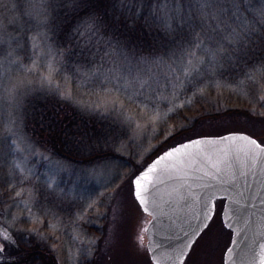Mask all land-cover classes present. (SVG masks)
<instances>
[{
	"label": "rangeland",
	"instance_id": "1",
	"mask_svg": "<svg viewBox=\"0 0 264 264\" xmlns=\"http://www.w3.org/2000/svg\"><path fill=\"white\" fill-rule=\"evenodd\" d=\"M0 1L5 5L4 0ZM221 4L225 19L232 26L240 24L243 27V22L247 23V28L243 27L247 33L245 42L240 46L247 48L258 43L255 38H260L261 34L264 37L263 1L235 0L234 3V0H221ZM188 5L187 15H190L194 9H189ZM34 16L25 15L23 24L4 16L5 26L16 21L18 26L23 27L19 32L14 31L16 35L4 36L7 43L3 50H23V40H17L26 33L25 40L28 42L25 41V48L28 51L24 55H14L16 63L6 62L0 69V174L4 176L0 180V200L6 202L0 204V211L5 212L0 223L7 227L10 237V240L0 239V246L4 248L0 260L2 256L14 254V233L28 230L30 223L37 222L41 228L48 227L39 238L55 242L52 246L51 243H48L49 246L44 244V247H50L54 259L45 261V264H153L145 233L150 217L141 210L132 195L131 180L134 175L165 149L194 137L244 132L258 141H264V112L253 114L249 113L253 112L251 109L243 107L242 112L235 111L225 118L206 120L201 125L198 123L187 138L178 137L171 141V145L166 143L160 148L152 142L160 122L178 108L176 105L188 99L193 103L192 93L180 99L165 93L170 100H174L169 105L171 112L163 104L158 106V112L137 104L123 109L124 103L117 101L120 91L111 87L113 84L106 88L99 86L98 77L102 74L98 70L85 72L83 80L67 76L59 53L50 44L43 29L45 22L42 16ZM232 52V55L235 54V51ZM233 61L234 58L230 57L229 64ZM227 63L222 61L217 73L225 69ZM25 68L28 71H23ZM38 92L56 94L82 108L102 114L116 108L129 113L133 124H127L132 131L119 150L116 149L117 153L136 159L137 164L130 165L132 161L129 160L122 163L120 159L91 165L73 164L39 147L23 132V108L27 99ZM262 104L264 106V99ZM119 115L120 112L115 116ZM13 162L24 168V172L18 175H23L26 182L10 189L7 174ZM15 191H21V196L16 198L17 206L11 208L8 205L12 203ZM24 204L31 211L26 210ZM89 204L94 210L86 207ZM223 207L224 200H218L213 219L195 242L185 264H224V254L233 234L224 226ZM8 212L11 216L7 215Z\"/></svg>",
	"mask_w": 264,
	"mask_h": 264
},
{
	"label": "trees",
	"instance_id": "2",
	"mask_svg": "<svg viewBox=\"0 0 264 264\" xmlns=\"http://www.w3.org/2000/svg\"><path fill=\"white\" fill-rule=\"evenodd\" d=\"M4 1L5 5L0 1V20L4 26V16L23 24L25 15L35 14L34 18H38L39 13L42 14L40 17L45 22L43 29L50 44L59 53L67 76L77 80H83L85 72L91 69L98 70L106 78L113 57L105 53L110 54L115 49L138 58L171 63L175 59L174 53L178 55L183 48L189 47V28L182 21L177 23L179 16L170 20L168 23L171 26L166 27L160 19L163 13L157 11L158 0ZM180 1V12L183 9L181 14L187 19L189 0ZM16 21L5 26L7 37L16 35L14 31L22 30L23 26H18ZM243 27L247 28L246 22H243ZM25 34L17 40H23V50H15L14 55H24L28 51L25 48L28 34ZM255 39L258 43L247 48L236 46L235 54H231L234 58L232 64L226 59L228 67L217 73L216 79L225 86L209 85L202 95L194 96L190 106L172 112L160 122L153 144L160 148L166 143L171 145V141L178 137L185 139L190 136L198 123L201 125L206 120L225 118L231 112H242L243 107L251 109L253 112L249 113L253 114L264 112L261 99L264 96V81H259L257 76L259 83L254 86L246 77V73L264 65V37L261 34ZM117 97V101L124 103L123 109L131 108L129 105L132 103L128 102L125 93L120 92ZM119 112L121 115L116 117ZM129 118V113L120 108L102 114L82 108L56 94L38 92L27 99L23 108V132L39 147L69 163L91 165L120 159L122 163L129 160L132 161L130 165H134L136 159L117 153L132 131L127 124L131 120ZM177 128L184 130L173 135ZM30 226L28 230L14 233V254L2 256L0 264H45V261L54 260L50 247L46 246L50 243L55 245V242L39 238L48 227L41 228L37 222L30 223Z\"/></svg>",
	"mask_w": 264,
	"mask_h": 264
},
{
	"label": "snow or ice",
	"instance_id": "3",
	"mask_svg": "<svg viewBox=\"0 0 264 264\" xmlns=\"http://www.w3.org/2000/svg\"><path fill=\"white\" fill-rule=\"evenodd\" d=\"M18 2V0H17ZM235 3V0H234ZM189 9H195L188 15L185 19L184 15L180 12V0H158L156 5L157 11L162 12L160 19L165 24L166 27L171 25L168 23L170 20L175 19L179 16V21L177 23L183 22L190 30V40L188 41L189 47L183 48L179 54L174 53L175 59L171 63L165 62L163 60L157 61L145 57H136L131 54H126L121 49H115L112 53H105V55H111L113 57L111 61V66L109 67L108 73L105 76L98 77V84L101 88H106L108 84H113V87L120 92L125 93L126 98L129 103L137 104V106L143 105L144 107L152 110V112L159 111V105L163 104L165 108L172 111L169 107L174 100H170L165 93H168L174 99H180L186 96L188 93H192L193 96L197 94L202 95L205 87H208V82H212L211 86L214 87H224L225 85L216 79L217 69L222 67V61L230 59L232 51L235 50L236 46L242 45L245 42V37L247 35L245 29L240 25L236 24L232 26L229 20L225 19V12L223 10L224 6L221 4V0H189ZM90 23V22H89ZM5 27L0 20V69L3 68L4 63L14 64L15 60V49L8 51L3 50V46L7 43L4 38ZM199 53V55H197ZM119 57L118 59L116 57ZM23 71H28V69H23ZM259 77V81H264V65H260L259 68H254L253 72L246 73L247 79L254 85L258 86V81L256 77ZM2 81V77H0ZM2 87V83H0ZM261 99H264L262 97ZM192 101L190 99L185 100L184 103L176 105L178 108H183L185 106H190ZM131 123V121H130ZM183 128H177L173 135L179 131H183ZM236 140L246 141L249 146H254L253 152L259 150V152L264 153V141H258L257 139L251 137L247 134H235L229 133L227 135L219 137H197L194 139L183 141L179 144L171 146L162 154L158 155L150 164L145 165L141 170L134 175L131 180L132 184V195L136 200L137 204L141 206L143 212H148L146 205L148 201L144 199V194L152 192L153 190L158 191V185L165 183V178H153V174H156L159 170V166L162 161L172 162L178 157H191L193 154L188 150L191 148H196L199 150L200 155L205 159L206 162L215 170L217 174L221 173V168L219 166L221 161L213 162L212 156L217 155L222 157V162L225 164L224 175L227 176V171L232 169L234 164L240 167L244 166V162L239 159L238 156H234L229 159L228 147H219L227 142L235 143ZM203 146V147H202ZM259 153H255L250 157V167L248 168V173L252 172V169L256 165V158ZM183 163V161H181ZM195 163V160L192 161ZM189 164V167L192 166ZM174 167V165H173ZM200 169H197L199 171ZM24 168L21 164L13 162L11 169L8 172V187L10 189H15L17 185L22 186L26 182V178L22 174ZM205 176H210L213 181L217 179L216 175L210 172H206ZM241 176H245L246 173L241 171L239 173ZM187 176V173H184ZM179 177H173L167 175V180L177 179ZM4 179L3 174H0V180ZM196 179H201V177H196ZM236 179V175L232 174L230 177L222 180V184L229 185L235 190L239 188V185L233 183ZM15 181V182H13ZM147 184V187L145 186ZM207 189H212L214 186L212 184H207L204 186ZM181 189H184L181 192ZM222 190L227 193L229 191L228 187H223ZM175 192V201L187 200L192 196L190 186L185 179L182 184L173 190ZM242 199L251 201L252 197L244 192L237 193ZM215 192H206L205 196H214ZM21 196V191H15L12 196V203L8 207L14 208L17 206L16 198ZM198 202H201L204 208H207V200L204 197H196ZM6 203L0 200V204ZM232 203L235 205H240L241 201L239 199L233 198ZM26 210L31 211V208L27 205H23ZM92 209V205L86 206ZM154 210L158 206L153 203ZM235 212V217L237 220H241V209L236 207L233 209ZM11 216V213H7ZM51 215V213H48ZM5 217V212L0 211V220ZM211 216L207 211L202 210L200 213L193 216L194 220L199 221L198 224L188 223L189 230L182 229L183 243L172 249V255L168 257L169 261L175 264L179 261L183 264L186 259V250H190L193 244V237L199 238L203 230L207 229L208 223L210 222ZM13 219H15L13 217ZM232 219V216L229 217ZM244 223H247L245 220ZM231 228V225H229ZM243 229H241V232ZM8 229L3 224L0 223V239L10 240L7 235ZM240 232L237 233V236ZM165 241L172 239V237L165 235L163 237ZM247 239V236H245ZM233 245H238L239 241L236 239L232 240ZM163 247V244L159 245ZM264 247V245H262ZM4 252L3 246H0V254ZM233 252L232 247L226 249V254ZM264 264V261L261 262Z\"/></svg>",
	"mask_w": 264,
	"mask_h": 264
},
{
	"label": "water",
	"instance_id": "4",
	"mask_svg": "<svg viewBox=\"0 0 264 264\" xmlns=\"http://www.w3.org/2000/svg\"><path fill=\"white\" fill-rule=\"evenodd\" d=\"M229 133L247 134L244 132H228L221 135L198 137L215 138ZM250 136L253 137L252 135ZM219 147H228L230 149L229 159L238 156L239 159L244 162V166L240 167L234 164L233 168L229 169L227 171V176H225V164L222 162V157L213 155V162L221 161L219 166L222 171L217 174L210 164L203 159L199 150L191 148L188 150L193 154L191 157L181 156L172 162L162 161L158 172L153 174V178H165V183L158 185V191L153 190L152 192L145 193L143 197L148 201L146 207L149 210L144 213H146L150 219L146 225L145 233L147 249L153 264H173L172 261H169L168 257L172 255L173 248L183 243L182 238L177 237H182V229L190 231L188 223L185 221H189L193 225L198 224L199 221L194 220L193 216L200 213L202 210L207 211L212 217V220L216 212V202L221 199L225 201L222 211L223 223L227 229L232 231V240L236 239L239 241L238 245H233L231 242L230 247L233 248V252L227 254L225 252L224 264H261V262L264 261V247H262V245H264V153L255 150V153H259V155L256 158L255 167L249 174L250 157L255 154L253 152L254 146H249L246 141L236 140L235 143L227 142ZM193 160H195V163H192ZM181 161H183V163H181ZM190 163H192L191 167H189ZM197 169L200 170L197 171ZM241 171L246 173V175H239ZM206 172L216 175L217 179L213 181L210 176H205L204 174ZM184 173H187V176H184ZM232 174L236 175V179L233 183L239 185V188L235 190L231 187V184H222V180L230 177ZM167 175L179 178L167 180ZM196 177H201V179H196ZM185 179L190 186L192 196L187 200L174 202L175 192L173 190L182 184ZM207 184H212L214 187L212 189H207L204 187ZM145 186L147 187V184ZM223 187H228L229 191L225 193L222 190ZM183 191L184 189H181V192ZM213 191L215 192L214 196H205L206 192ZM238 192H244L246 196L250 195L252 197L251 201L242 199L237 194ZM196 197H204V199L208 201L207 208H204L203 204L195 199ZM233 198L239 199L241 201L240 205L233 204ZM153 203L158 206L155 210ZM236 207H240L241 209V220H237L235 217L233 209ZM230 216H232L231 220L229 219ZM245 220L247 223H244ZM210 222L205 221V223H208V226ZM229 225H231V228H229ZM241 229H243L242 232ZM205 230H203V232ZM238 232H240L239 236H237ZM165 235L172 237V239L165 241L163 239ZM245 236H247V239H245ZM192 239L193 244L191 249L186 250V259L198 238L193 237ZM160 244L164 246L160 247ZM186 259L183 264L186 262ZM175 264H180V262L176 261Z\"/></svg>",
	"mask_w": 264,
	"mask_h": 264
}]
</instances>
